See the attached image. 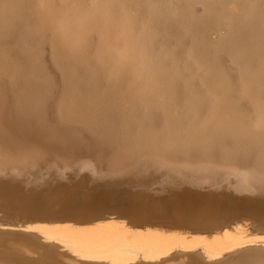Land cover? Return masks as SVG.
Instances as JSON below:
<instances>
[{
	"label": "bare ground",
	"instance_id": "bare-ground-1",
	"mask_svg": "<svg viewBox=\"0 0 264 264\" xmlns=\"http://www.w3.org/2000/svg\"><path fill=\"white\" fill-rule=\"evenodd\" d=\"M0 264H264V0H0Z\"/></svg>",
	"mask_w": 264,
	"mask_h": 264
}]
</instances>
